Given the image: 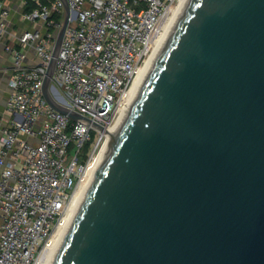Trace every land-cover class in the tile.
<instances>
[{
    "label": "water",
    "instance_id": "obj_1",
    "mask_svg": "<svg viewBox=\"0 0 264 264\" xmlns=\"http://www.w3.org/2000/svg\"><path fill=\"white\" fill-rule=\"evenodd\" d=\"M63 1L43 93L91 124L53 97L71 17ZM106 134L107 154L54 264H264V0H189L127 116Z\"/></svg>",
    "mask_w": 264,
    "mask_h": 264
},
{
    "label": "built area",
    "instance_id": "obj_2",
    "mask_svg": "<svg viewBox=\"0 0 264 264\" xmlns=\"http://www.w3.org/2000/svg\"><path fill=\"white\" fill-rule=\"evenodd\" d=\"M30 1L35 7L22 21L34 29L13 36L18 46H5L13 65L7 112L17 119L0 142V264L46 263L76 191L107 150L106 132L118 125L125 96L187 0H66L71 17L53 80L59 93L53 97L93 124L48 104L43 85L65 3ZM10 25L11 8L0 0V45L11 39ZM30 48L38 63L28 67Z\"/></svg>",
    "mask_w": 264,
    "mask_h": 264
},
{
    "label": "bare ground",
    "instance_id": "obj_3",
    "mask_svg": "<svg viewBox=\"0 0 264 264\" xmlns=\"http://www.w3.org/2000/svg\"><path fill=\"white\" fill-rule=\"evenodd\" d=\"M188 1L189 0L184 2L181 5V7L179 9H177L175 16L172 17L170 23L165 26L164 31L162 32V34L160 36V46H159L158 50L155 52V54L152 56V58L147 62L146 66L140 71V74H139L133 88L128 93V95L125 96L123 103H122V106H121L120 121H119L118 125L112 130V132H115L116 130H118L122 121L127 116L137 94L139 93V91L143 87L146 79L148 78L150 72L152 71L158 56L162 52V50L165 47L166 43L168 42L170 36L172 35L179 19L183 15L184 10L186 9V7L188 5ZM110 142H111V140L109 141V144H108V147L106 148L107 150L105 151V154H103L101 156V160H100L99 165H97L96 167L91 169V171L86 175L85 179L82 181V183L80 184V187L76 191V193L73 197L72 203L70 205L68 215L64 219L61 227L59 228V230H58V232L54 238L53 244L51 246V251L48 255V259H47L45 264H54L56 257L58 255V252H59L67 234L69 233V231H70V229L74 223V220H75L78 212L81 209V206H82L84 200L86 199V196L89 192V189L91 188V185H92L94 179L96 178V175H97V172L100 168L101 162L103 161V159L105 158V156L107 154L108 148L110 146Z\"/></svg>",
    "mask_w": 264,
    "mask_h": 264
},
{
    "label": "crops",
    "instance_id": "obj_4",
    "mask_svg": "<svg viewBox=\"0 0 264 264\" xmlns=\"http://www.w3.org/2000/svg\"><path fill=\"white\" fill-rule=\"evenodd\" d=\"M8 6L11 8V25L9 27V33L11 39L8 36L4 39L0 45V142L3 135V130L10 126L11 123L17 118L10 116L7 112L8 102L12 95V89L9 84L10 76L13 71L12 59L6 52L5 46L8 43L18 46V42L14 41L13 36L20 35L24 31H30L34 29L33 24L22 21V15L25 12L26 0H6ZM38 63L34 48H30L28 51L25 66H35ZM2 222V215L0 212V224Z\"/></svg>",
    "mask_w": 264,
    "mask_h": 264
},
{
    "label": "trees",
    "instance_id": "obj_5",
    "mask_svg": "<svg viewBox=\"0 0 264 264\" xmlns=\"http://www.w3.org/2000/svg\"><path fill=\"white\" fill-rule=\"evenodd\" d=\"M26 1H27V4H26V6H25V12H30V11H32V10L34 9L35 4L32 3L30 0H26ZM89 148H90V144H88V145L86 146L85 150L88 151Z\"/></svg>",
    "mask_w": 264,
    "mask_h": 264
},
{
    "label": "rangeland",
    "instance_id": "obj_6",
    "mask_svg": "<svg viewBox=\"0 0 264 264\" xmlns=\"http://www.w3.org/2000/svg\"><path fill=\"white\" fill-rule=\"evenodd\" d=\"M61 91V90H60ZM62 93V92H61ZM95 135L93 134V137H94Z\"/></svg>",
    "mask_w": 264,
    "mask_h": 264
}]
</instances>
